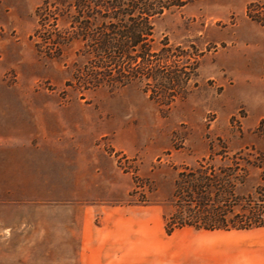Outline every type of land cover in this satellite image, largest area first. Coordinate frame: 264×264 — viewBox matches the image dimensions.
Wrapping results in <instances>:
<instances>
[{
	"label": "rangeland",
	"instance_id": "1",
	"mask_svg": "<svg viewBox=\"0 0 264 264\" xmlns=\"http://www.w3.org/2000/svg\"><path fill=\"white\" fill-rule=\"evenodd\" d=\"M186 2L155 18L150 63L127 37L115 64L81 35L76 0H0V264H74L57 205L169 216L193 169L232 183L238 215L252 199L264 216V0Z\"/></svg>",
	"mask_w": 264,
	"mask_h": 264
},
{
	"label": "crops",
	"instance_id": "2",
	"mask_svg": "<svg viewBox=\"0 0 264 264\" xmlns=\"http://www.w3.org/2000/svg\"><path fill=\"white\" fill-rule=\"evenodd\" d=\"M262 62L256 61L258 73ZM63 206L68 208V229H74V239L59 243L69 245L65 259L74 264H264V226L230 230L183 226L168 233L161 204L56 207ZM48 258L55 260L56 253Z\"/></svg>",
	"mask_w": 264,
	"mask_h": 264
},
{
	"label": "trees",
	"instance_id": "3",
	"mask_svg": "<svg viewBox=\"0 0 264 264\" xmlns=\"http://www.w3.org/2000/svg\"><path fill=\"white\" fill-rule=\"evenodd\" d=\"M76 1L81 8L88 7V10H80V12H84L83 16L85 17L84 20L79 21L81 25L83 24L81 35L84 37L83 33L90 29L94 42H97L94 45L93 53L96 54L95 50H104L107 53L104 57L105 61L116 64L125 55V39L127 37L133 38V46L139 47L141 54L137 57L141 58L144 63L145 61L150 63V57L153 56L151 51L154 39L148 38L154 37L155 18L170 9L172 5H184L187 0ZM129 16L132 19H129ZM115 35H118V38H115ZM115 40L120 43L118 46L114 45ZM114 48L118 50L117 55L113 54ZM107 72L109 75L112 74V68H109ZM108 74L106 75L109 76ZM117 76L118 80L122 81L123 71ZM219 176L222 175L209 174L204 168L183 171L179 174L174 194L178 209L166 216L168 233L183 226L230 230L264 225V216L263 213H260L263 209L260 208L258 201L249 199L248 202L247 207L254 216H240L235 213L232 201L234 200L235 204L238 199L234 196V189L231 188L232 183L225 178L218 179ZM222 196L227 197L222 200Z\"/></svg>",
	"mask_w": 264,
	"mask_h": 264
}]
</instances>
